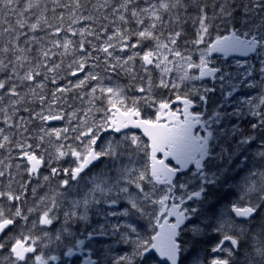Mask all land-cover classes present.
<instances>
[{
	"label": "snow or ice",
	"instance_id": "1",
	"mask_svg": "<svg viewBox=\"0 0 264 264\" xmlns=\"http://www.w3.org/2000/svg\"><path fill=\"white\" fill-rule=\"evenodd\" d=\"M214 52L256 63L234 75ZM253 73L264 77V0H0V264H185L183 234L212 244L192 264H264ZM205 77L223 101L211 110L216 88L181 93ZM240 83L257 94L237 101Z\"/></svg>",
	"mask_w": 264,
	"mask_h": 264
},
{
	"label": "rangeland",
	"instance_id": "2",
	"mask_svg": "<svg viewBox=\"0 0 264 264\" xmlns=\"http://www.w3.org/2000/svg\"><path fill=\"white\" fill-rule=\"evenodd\" d=\"M200 47H203V45H201ZM189 51L192 53V60L196 63L199 62V51L194 48V47H189ZM245 60H248L249 63H256V61L252 60L251 57L248 59H243V58H238V57H232L230 59H224V58H214L212 59L213 61V66L216 67H221L223 66L225 63H227L228 65H230V70L233 71L234 75L236 74V70H239V73L242 74L244 71V68L247 67V65H245ZM178 73H174V77L175 75H177ZM192 75H198V70L197 69H193L192 70ZM253 75L256 76V81L257 83H259L261 80H264V77H260L257 73H253ZM74 79V78H73ZM191 87H195V88H212L210 83H201L200 80H192V81H187L186 82V86L184 88L181 89V93L187 91L189 88ZM216 88V92L213 94H211L209 96V101H208V110H211L213 107L216 106V104L218 103H222V97L220 95V90H219V85L218 82L216 81L215 86ZM237 92L239 93L238 97H237V101H243L244 99L247 98V96L250 95H256L257 92L252 89V88H248L246 86H244L242 83L237 85ZM131 95V93H129ZM235 95V94H234ZM175 96L172 95L171 98H174ZM236 101H232L230 102L229 105V109H231V103H235ZM154 112V109H149L148 112ZM100 115V114H98ZM63 122H60L59 124H55L54 126H61ZM59 225H57L56 227H58ZM111 246L114 249H119L121 248V246L115 244L113 242V240L110 238V241L108 242L107 246ZM126 248V246H124ZM195 257V255L193 254L192 256V260Z\"/></svg>",
	"mask_w": 264,
	"mask_h": 264
},
{
	"label": "trees",
	"instance_id": "3",
	"mask_svg": "<svg viewBox=\"0 0 264 264\" xmlns=\"http://www.w3.org/2000/svg\"><path fill=\"white\" fill-rule=\"evenodd\" d=\"M186 31H187V35H188V38L189 40L193 39L194 38V34H193V29H192V26L189 25L187 28H186ZM216 34H220V35H225V34H228V30H226L223 26H221L218 30V33L217 32H214L213 33V39L215 37ZM51 86V85H50ZM21 115H27L26 113H23L21 112ZM234 198V197H232ZM208 235L210 237L214 236V234L209 231ZM183 238L187 241H189V244L187 245L189 251L185 253V256L188 257V255L193 254L195 256L199 255L201 258H203L205 255H207V250L211 248L212 244L211 243H203L201 244L200 246H198L197 248L193 249L192 248V238H189L187 236V234H183ZM214 243V241H213ZM193 249V251H192ZM185 264H188V259L185 261Z\"/></svg>",
	"mask_w": 264,
	"mask_h": 264
},
{
	"label": "flooded vegetation",
	"instance_id": "4",
	"mask_svg": "<svg viewBox=\"0 0 264 264\" xmlns=\"http://www.w3.org/2000/svg\"><path fill=\"white\" fill-rule=\"evenodd\" d=\"M177 108H181V109H182V106H180V105H174V106H172L173 111H174L175 109H177ZM192 110H193V111H201L202 109H201L200 106L197 105V107L193 108ZM151 113H153V111L149 112V114H151ZM132 131H134L137 135H141V134H142V130H140V129H133ZM144 139L146 140V138H144ZM171 163H172V162H171ZM172 164H173V163H172ZM173 165H174V164H173ZM168 221H169V223H172V222L174 221V218L169 217V218H168ZM142 223H146V221H142ZM161 223H163V218L161 219ZM156 231H158V228L156 229ZM147 234H155V233L153 232V230H152L151 225H149L148 228H147ZM187 236H188L189 238H191L190 235H187ZM109 239H110V238H107V237H98V238L96 239V244H97V246H99V247H107V244H108V242H109ZM116 251L119 252L120 250H119V249H116ZM154 255L157 257L156 254H154ZM66 259H67V258H66ZM80 259H81L80 255L77 254L75 257L71 258V264H80Z\"/></svg>",
	"mask_w": 264,
	"mask_h": 264
},
{
	"label": "water",
	"instance_id": "5",
	"mask_svg": "<svg viewBox=\"0 0 264 264\" xmlns=\"http://www.w3.org/2000/svg\"><path fill=\"white\" fill-rule=\"evenodd\" d=\"M214 55H222V53H218V52H214V53H212L211 54V56H214ZM230 55H239V56H242V57H245L242 53H240V52H233V53H231V54H229L228 56H230ZM227 56V57H228ZM207 79H211L210 77H205L203 80H207ZM174 101V103L172 104V105H174V104H181L182 106H183V104L180 102V101H175V100H173ZM173 164L175 163L174 161H171ZM159 230V229H158ZM158 255V254H157ZM160 258V257H159ZM161 259V261H163V259L164 258H160Z\"/></svg>",
	"mask_w": 264,
	"mask_h": 264
},
{
	"label": "bare ground",
	"instance_id": "6",
	"mask_svg": "<svg viewBox=\"0 0 264 264\" xmlns=\"http://www.w3.org/2000/svg\"><path fill=\"white\" fill-rule=\"evenodd\" d=\"M192 251H193V249H192ZM193 253L190 254V255H188V264H192V256H193Z\"/></svg>",
	"mask_w": 264,
	"mask_h": 264
}]
</instances>
